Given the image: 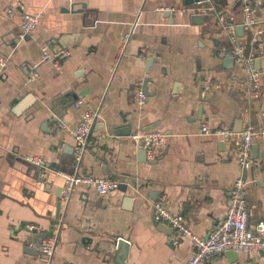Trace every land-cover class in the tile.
Returning a JSON list of instances; mask_svg holds the SVG:
<instances>
[{
    "label": "crops",
    "instance_id": "obj_1",
    "mask_svg": "<svg viewBox=\"0 0 264 264\" xmlns=\"http://www.w3.org/2000/svg\"><path fill=\"white\" fill-rule=\"evenodd\" d=\"M186 1L0 0V53L8 58L0 76V264H45L40 246L50 237L57 240L54 264H119L120 238L130 243L127 264H186L195 252L191 239L173 245V230L155 222L151 203L166 198L200 237L226 218L229 188L245 170L238 160L241 132L224 143L201 129L264 126V78L248 91L244 71L219 55L230 42L215 16L180 13L190 6ZM209 5L242 25L243 0ZM9 6L17 10L13 18L4 13ZM24 13L41 22L21 42ZM257 20L264 22V6ZM244 28L238 37L247 41L252 29ZM47 43L72 53L60 71L42 61ZM260 51L257 66L264 73V41ZM147 80L148 100L140 109L136 97ZM86 108L99 116L80 174L118 179L127 191L100 196L78 185L65 203L64 176L73 169L75 146L69 130L77 129ZM151 130L167 137L153 162L132 140ZM252 155L246 179L251 228L264 220L263 139L255 140ZM28 157H41L51 170L40 179L41 169ZM207 264L264 259L246 250L236 261L224 253Z\"/></svg>",
    "mask_w": 264,
    "mask_h": 264
},
{
    "label": "built area",
    "instance_id": "obj_2",
    "mask_svg": "<svg viewBox=\"0 0 264 264\" xmlns=\"http://www.w3.org/2000/svg\"><path fill=\"white\" fill-rule=\"evenodd\" d=\"M210 0H200L194 5L179 9L180 13L209 12L217 19L221 30L225 33L230 42L228 49L221 50V57L231 56L245 73V86L248 91L257 88L264 78V73L256 67V60L261 56L260 49L264 41V22L257 20V16L264 6V0H243V23L242 26L252 29V34L247 41L240 40L236 33V26L232 23L229 16L214 5L205 6ZM6 17L13 18L17 10L14 6H9L4 11ZM39 15L24 13L20 25L19 41H25L31 36L40 25ZM42 61L51 62L56 71L62 69L63 63L71 55V51L65 48L52 49L51 44L47 43L42 48ZM8 65V58L0 53V76ZM147 95L142 90L138 91L136 102L138 107L144 108L147 103ZM81 105L77 104L79 108ZM98 112L86 108L79 126L76 130H69L75 140L74 159L77 163L82 162V158L87 150L90 135L96 125ZM201 133L206 136L216 137L224 143L232 140L238 133L233 129L217 127L211 129L203 126ZM241 141L239 146V164L244 169H250L253 166L252 149L256 139L264 140V126H256L248 123L240 133ZM166 135L157 130H151L132 136L133 142L142 146L146 152L148 161L157 159V149L164 146ZM27 162L37 166L42 171L51 170L47 163L41 157H28ZM65 177L62 200L69 202V198L78 185L92 186L100 196H106L119 189L120 181L109 177H96L88 174H67ZM247 180L238 179L228 191L229 208L226 218L219 223L208 235L200 237L193 234L188 221L183 214L174 213L167 206L166 198L153 201L151 203L152 215L156 223L166 224L171 227L176 238L173 245L178 244L177 238L189 237L195 247V252L186 264H207L216 257L228 252H241L246 250H257L264 259V220H259L251 228L248 224L249 213L246 197ZM29 231L34 232L36 226L27 227ZM57 240L48 238L40 246V251L47 256L45 264H54L52 259L55 253ZM64 264H74L66 262Z\"/></svg>",
    "mask_w": 264,
    "mask_h": 264
},
{
    "label": "water",
    "instance_id": "obj_3",
    "mask_svg": "<svg viewBox=\"0 0 264 264\" xmlns=\"http://www.w3.org/2000/svg\"><path fill=\"white\" fill-rule=\"evenodd\" d=\"M200 0H187L186 1V4L187 5H191V4H194V3H197V2H199ZM244 30H245V28L242 26V25H240V26H237L236 27V32H237V34H238V36H243V34H244ZM224 62H225V64H231L232 66L235 64V59L233 58V57H231V56H226L225 57V59H224ZM153 63V60L152 59H149L148 61H147V70H149V66L151 65ZM258 60H256V67L258 68ZM147 84H148V80L147 81H145V83H144V86L142 87V90L146 93V91H147ZM75 104H77L75 101L73 102V105H75ZM201 109H200V114H201ZM235 132L236 133H240V132H242V130L240 131V129L238 130V129H235ZM142 150H143V148H142V146L140 145L139 146ZM143 153L145 154V161H146V159H147V155H146V152L143 150ZM26 161V160H25ZM27 162V161H26ZM73 169H72V171H70V172H68L67 174H76V173H79L80 172V169H81V163L82 162H80V163H77L76 161H75V159H74V151H73ZM151 162H153V161H151ZM27 163H29V162H27ZM31 165H33L32 163H30ZM34 167H36L37 169H38V167L37 166H35V165H33ZM44 171H38V174H39V178L40 179H42V177H43V175H44ZM84 175L86 174V173H83ZM247 177H248V169H245L244 170V175H243V179L244 180H246L247 179ZM119 190H121V191H123V192H126L127 191V186L126 185H124V184H120V186H119ZM61 205H62V203H59L58 204V214H59V211H60V207H61ZM47 239V238H46ZM28 244H31L30 242H28ZM28 252L29 253H38L39 252V249L38 248H34V249H30L29 247H28ZM129 249H130V243L127 241V240H125V239H123V238H120L119 240H118V245H117V251H118V253H119V259H118V263L119 264H127L126 263V260H127V258H128V253H129ZM196 250V249H195ZM42 253V252H41ZM238 253L239 252H235V251H228V252H226V255H228L229 257H230V259H232V260H234V261H236L237 259H238ZM42 255H44L45 257H47L44 253H42Z\"/></svg>",
    "mask_w": 264,
    "mask_h": 264
}]
</instances>
